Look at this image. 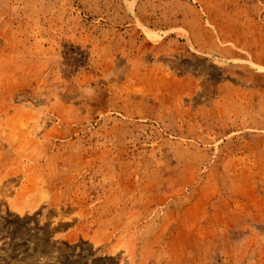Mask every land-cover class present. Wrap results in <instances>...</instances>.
I'll list each match as a JSON object with an SVG mask.
<instances>
[{
  "label": "rangeland",
  "instance_id": "obj_1",
  "mask_svg": "<svg viewBox=\"0 0 264 264\" xmlns=\"http://www.w3.org/2000/svg\"><path fill=\"white\" fill-rule=\"evenodd\" d=\"M0 264H264V0H0Z\"/></svg>",
  "mask_w": 264,
  "mask_h": 264
}]
</instances>
